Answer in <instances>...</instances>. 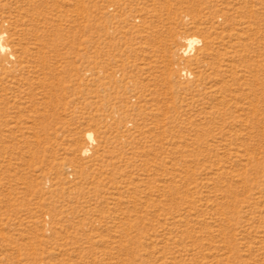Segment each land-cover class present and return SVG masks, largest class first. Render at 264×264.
Listing matches in <instances>:
<instances>
[{
  "label": "rangeland",
  "instance_id": "obj_1",
  "mask_svg": "<svg viewBox=\"0 0 264 264\" xmlns=\"http://www.w3.org/2000/svg\"><path fill=\"white\" fill-rule=\"evenodd\" d=\"M0 45V264H264V0H0Z\"/></svg>",
  "mask_w": 264,
  "mask_h": 264
},
{
  "label": "bare ground",
  "instance_id": "obj_2",
  "mask_svg": "<svg viewBox=\"0 0 264 264\" xmlns=\"http://www.w3.org/2000/svg\"><path fill=\"white\" fill-rule=\"evenodd\" d=\"M196 42H198V38L197 37H192V38H188L187 39V43H188V46H190V48L193 47L194 44H196ZM1 46V45H0ZM2 48H4V45L2 44ZM9 49V48H8ZM88 137L90 139H93V135L91 133L87 134Z\"/></svg>",
  "mask_w": 264,
  "mask_h": 264
}]
</instances>
